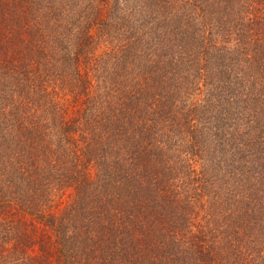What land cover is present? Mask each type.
Returning <instances> with one entry per match:
<instances>
[{"label": "trees", "instance_id": "16d2710c", "mask_svg": "<svg viewBox=\"0 0 264 264\" xmlns=\"http://www.w3.org/2000/svg\"><path fill=\"white\" fill-rule=\"evenodd\" d=\"M0 264H264V0H0Z\"/></svg>", "mask_w": 264, "mask_h": 264}]
</instances>
